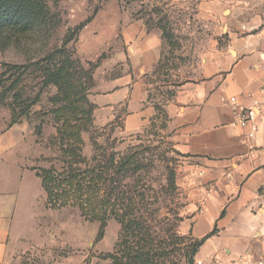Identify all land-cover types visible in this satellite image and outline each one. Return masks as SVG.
<instances>
[{"label": "rangeland", "instance_id": "rangeland-1", "mask_svg": "<svg viewBox=\"0 0 264 264\" xmlns=\"http://www.w3.org/2000/svg\"><path fill=\"white\" fill-rule=\"evenodd\" d=\"M33 3L38 11L33 26L0 28V110L10 116V126L23 127L21 150L29 157L28 163L38 171L60 168L56 137L64 109L81 107L89 120L80 134L83 156L92 166L101 167L111 158L118 162L136 154L125 167L127 171L134 162L140 163L134 177L130 171L115 176V167L111 176L119 178L120 188L137 186L144 216H156L154 210L162 206L161 216L172 218L179 232L184 198L177 184L169 194L162 188L169 171L177 169L182 160L169 111L174 87L199 76L201 53L211 40L195 20L196 1ZM133 21H142L148 33L161 36L163 56L148 79L149 121L138 130L127 131V105L112 109L100 104L105 105L103 98L112 79L133 68L123 40L125 24ZM32 180L33 211L12 264H111L108 255L119 241V221L111 217L102 226L100 212L50 197L36 174ZM195 264L201 263L195 259Z\"/></svg>", "mask_w": 264, "mask_h": 264}, {"label": "crops", "instance_id": "crops-1", "mask_svg": "<svg viewBox=\"0 0 264 264\" xmlns=\"http://www.w3.org/2000/svg\"><path fill=\"white\" fill-rule=\"evenodd\" d=\"M195 20L207 30L199 76L174 87L177 186L185 201L181 235L203 241L201 264H264V0H195ZM132 70L112 79L107 108L127 105V131L149 121V82L162 59L161 36L142 21L125 24ZM151 86V85H150ZM257 104V151L249 156L237 109ZM0 110V264L18 255L35 199L33 170L21 150L23 127Z\"/></svg>", "mask_w": 264, "mask_h": 264}, {"label": "trees", "instance_id": "trees-1", "mask_svg": "<svg viewBox=\"0 0 264 264\" xmlns=\"http://www.w3.org/2000/svg\"><path fill=\"white\" fill-rule=\"evenodd\" d=\"M33 0H0V28L10 26L31 27L38 21ZM64 122L58 129L62 165L48 169H34L41 179L44 191L50 197L74 202L102 214V226L114 217L121 224L115 251L108 255L111 264H195V256L203 241L179 234L172 218L162 217V206L154 210L156 216L148 218L140 212L137 186L120 184L115 176L131 172L134 177L139 162L125 171L136 154L111 158L101 167H94L82 154L80 134L89 120L79 107L64 109ZM54 142V140H53ZM54 144V143H53ZM92 162V161H91ZM115 167V176L110 174ZM124 174V173H123ZM176 169L169 171L164 194L172 192L177 184Z\"/></svg>", "mask_w": 264, "mask_h": 264}, {"label": "built area", "instance_id": "built-area-1", "mask_svg": "<svg viewBox=\"0 0 264 264\" xmlns=\"http://www.w3.org/2000/svg\"><path fill=\"white\" fill-rule=\"evenodd\" d=\"M231 104L237 109L235 126L245 130L246 136L249 139L248 149L249 156H252L256 151L257 147L254 143L255 136L259 130V116L257 113V104L252 107L246 108L237 104L235 97L231 99Z\"/></svg>", "mask_w": 264, "mask_h": 264}]
</instances>
